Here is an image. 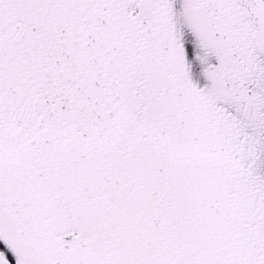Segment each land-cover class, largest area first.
Wrapping results in <instances>:
<instances>
[{
  "label": "snow or ice",
  "instance_id": "6c2138e0",
  "mask_svg": "<svg viewBox=\"0 0 264 264\" xmlns=\"http://www.w3.org/2000/svg\"><path fill=\"white\" fill-rule=\"evenodd\" d=\"M0 264H264V0H0Z\"/></svg>",
  "mask_w": 264,
  "mask_h": 264
}]
</instances>
